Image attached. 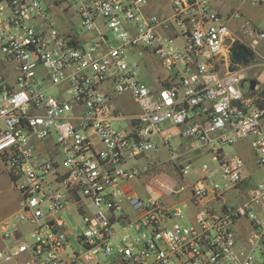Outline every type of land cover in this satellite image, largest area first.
I'll return each mask as SVG.
<instances>
[{
    "label": "built area",
    "instance_id": "obj_1",
    "mask_svg": "<svg viewBox=\"0 0 264 264\" xmlns=\"http://www.w3.org/2000/svg\"><path fill=\"white\" fill-rule=\"evenodd\" d=\"M160 1L0 0V159L22 195L0 264H264V71L233 58L244 42L213 0ZM166 123L212 155L184 164L194 182L144 178ZM247 139L254 171L224 150Z\"/></svg>",
    "mask_w": 264,
    "mask_h": 264
},
{
    "label": "rangeland",
    "instance_id": "obj_2",
    "mask_svg": "<svg viewBox=\"0 0 264 264\" xmlns=\"http://www.w3.org/2000/svg\"><path fill=\"white\" fill-rule=\"evenodd\" d=\"M217 1L219 0H213V4H215V2ZM221 1L223 3L221 10L223 13H227L229 9H232L231 11H236L237 10L236 7L240 0H221ZM248 3L250 4L251 7H249V9H245L246 11H243V12L239 10L240 12L239 16H241V14L242 15L243 14L244 15L253 14L255 15V17H258L260 20V23H259L260 27L256 25L257 26L256 28H264V7L256 6L250 2ZM240 22H242V24L243 23L245 24L246 20L244 21L241 20ZM258 51L263 55V58L255 56V58H253V61H251L250 63H258V66L260 67L257 69H258V72L261 73L264 71V41L263 42L261 41L260 45H258ZM142 60L148 64L147 70H146V78H148V80H151L153 78L154 70L158 68L157 60L152 55L151 56L149 55L146 59L143 58ZM244 65H247V64H244ZM253 73L254 72L252 71L249 74L251 76H254ZM261 79L262 80L264 79V75L261 76ZM130 101L131 99H127V96H124V98L121 101L122 105L124 106L126 105L125 109L127 110V112H130L133 110V108L130 106ZM126 110H124V112H126ZM116 125L120 126V121H117ZM180 140L181 139L176 138L175 140L172 141V148L174 150L175 155L181 154V156L179 157L177 161L170 158V154L165 146H162V145L159 146L158 152L153 154L152 157L150 158L151 162L155 163V166L152 170H150L148 175L144 177L145 180L152 179L154 174L160 173V172L163 177H166L164 173L162 172H168V173L170 172V173L177 175L179 178H181V180L184 178L188 182H194L200 176V172L198 170L191 171L190 174H188L187 176H184L182 173V167L184 166V164H186L188 160H192V162H194L195 164L200 161H204V160H207L208 163H210L211 165L214 164V161L211 159L212 155L206 154L204 146H200L201 148L197 147L193 150H188L187 147H184L186 146L185 142H183V145H182L183 147L179 146L178 143ZM224 150L228 155H233L235 153L241 154L247 163V170L249 171L255 170L256 156L251 146V139L242 140L232 145H225ZM261 176H262V172L257 171L253 179L258 181L260 180ZM132 187L134 188L136 193L142 196L144 199L149 198V193L146 188V183L144 180H135L132 183ZM227 196H228L227 198H228L229 204L236 203L235 200H232V197L230 194H228ZM65 218L70 228H78L82 226L81 218L77 214H75V217L69 214H66Z\"/></svg>",
    "mask_w": 264,
    "mask_h": 264
},
{
    "label": "crops",
    "instance_id": "obj_3",
    "mask_svg": "<svg viewBox=\"0 0 264 264\" xmlns=\"http://www.w3.org/2000/svg\"><path fill=\"white\" fill-rule=\"evenodd\" d=\"M153 3H154V6L156 8L161 7V1L160 0H153ZM213 6L217 11H219L223 15L229 17V26L231 27V29L234 32H236L239 35V37H241V42H244L245 44L249 45V40H247L243 36V32H242V29H243L245 24L244 23L242 24V22H240V21L241 20H243V21L246 20V22L252 21L251 23L254 27H257L256 25H258L260 27V24H259L260 20L258 17H255V15H253V14H251V15L250 14H248V15H244V14L242 15L241 14V16H239V14H240L239 10L241 12H243V11H246L245 9H249V7H251L250 4L248 3V1L240 0L237 7H236V9H237L236 11H231L232 9H229L230 12L228 11L227 13H223L221 10V8L223 6V3L221 0L215 2V4H213ZM256 6L264 7V5H256ZM260 29H264V28H260ZM263 41L264 40H262V42ZM258 45H260V43ZM258 45L253 50L254 51V58H255V56L263 58V55L258 51ZM246 67H247V71L249 73H251L253 71L254 72L253 75L260 74V72H258V69H257L260 67V66H258V63H249L246 65ZM126 96H127V99H129V96L128 95H126ZM123 98L124 97H121L118 100H116V108L117 109L120 108L119 104L122 103L121 101ZM180 131H181L180 127L173 125V124H170V123H166L164 125L162 135H157V139L159 140V146L162 145V146L166 147V145H164L163 141H162V138L164 135L165 137L168 136L170 138L171 145H172V141L177 138V139H181L178 143L180 147H183L182 146L183 142H185L186 146H184V147H187L188 150H193L197 147L201 148L200 145H197L195 143H192L191 141L185 140L181 136ZM205 152H206V154H209L206 151V147H205ZM130 188L134 190V188L132 186ZM134 192H136V191L134 190ZM231 197H232V200H235V202H237V200L234 198L233 195H231ZM21 199H22L21 191L15 185V183L13 182L10 175L7 173L4 162L0 159V223L5 218L11 216L12 214L16 213L19 210ZM3 246H4V241L2 239V236L0 235V249H2Z\"/></svg>",
    "mask_w": 264,
    "mask_h": 264
},
{
    "label": "water",
    "instance_id": "obj_4",
    "mask_svg": "<svg viewBox=\"0 0 264 264\" xmlns=\"http://www.w3.org/2000/svg\"><path fill=\"white\" fill-rule=\"evenodd\" d=\"M233 58L244 64H249L254 58V52L244 43L237 44L232 50ZM258 81L256 79H251V89H254Z\"/></svg>",
    "mask_w": 264,
    "mask_h": 264
}]
</instances>
